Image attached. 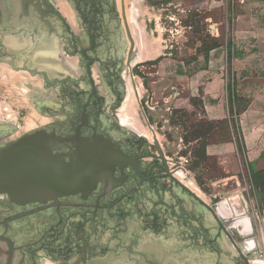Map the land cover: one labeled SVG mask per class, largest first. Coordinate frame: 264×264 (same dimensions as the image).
Masks as SVG:
<instances>
[{
    "label": "flooded vegetation",
    "instance_id": "af4514ba",
    "mask_svg": "<svg viewBox=\"0 0 264 264\" xmlns=\"http://www.w3.org/2000/svg\"><path fill=\"white\" fill-rule=\"evenodd\" d=\"M136 41L126 0H0V67L62 97L36 100L48 121L22 134L17 122L1 126L0 156L40 131L65 141L55 155L75 151L68 140L75 139L109 142L124 156L112 180L87 194L19 201L0 194V264H205L195 251L213 247L212 223L223 248L246 264L211 204L174 181L157 147L158 154L115 118L127 80L133 88Z\"/></svg>",
    "mask_w": 264,
    "mask_h": 264
},
{
    "label": "rangeland",
    "instance_id": "374dc122",
    "mask_svg": "<svg viewBox=\"0 0 264 264\" xmlns=\"http://www.w3.org/2000/svg\"><path fill=\"white\" fill-rule=\"evenodd\" d=\"M126 5L138 43L126 113L146 134L139 137L157 154L159 143L171 170L211 206L244 188L246 196H257L250 184L239 122L252 95L243 92L235 62L252 59L257 42L264 45V0H126ZM216 43L221 46L209 54L207 63ZM0 69V127L17 122L22 134L48 121L31 100L50 95L51 101H62V97L54 100L56 94L39 92L37 78L17 73L8 64ZM118 115L121 128L135 132ZM237 153L243 169L237 166ZM211 240L213 247H198L195 257L205 264H240L224 251L214 226ZM184 254L185 260L193 257Z\"/></svg>",
    "mask_w": 264,
    "mask_h": 264
},
{
    "label": "water",
    "instance_id": "95a60500",
    "mask_svg": "<svg viewBox=\"0 0 264 264\" xmlns=\"http://www.w3.org/2000/svg\"><path fill=\"white\" fill-rule=\"evenodd\" d=\"M68 140L75 148V151L68 155H55L54 151L59 150L60 144L65 141L55 133L48 135L43 131L37 132L34 137L26 136L17 145L12 146L0 156V194L6 193L16 201L41 197L55 199L78 192L87 194L99 182L112 180L116 165L124 160L118 146L103 140L93 143ZM156 147L163 161L167 163L157 142ZM67 157L69 162L65 160ZM172 178L186 187L177 178ZM194 195L201 201L197 194ZM218 205L219 203L210 208L212 218L221 224L245 263L264 264V245H261L255 232L242 237L241 240H235L228 228L237 220L221 219ZM212 226L215 224L212 223ZM224 250L230 251L227 247H224Z\"/></svg>",
    "mask_w": 264,
    "mask_h": 264
},
{
    "label": "crops",
    "instance_id": "0c3cea01",
    "mask_svg": "<svg viewBox=\"0 0 264 264\" xmlns=\"http://www.w3.org/2000/svg\"><path fill=\"white\" fill-rule=\"evenodd\" d=\"M257 50L252 59H236L235 72L241 74L243 92H250L251 101L240 115L241 141L244 148L245 162L249 172L264 170V45L256 43ZM253 60V61H252ZM251 61V62H250ZM240 65V69H237ZM246 89V90H244ZM237 166L244 168L243 158L237 153ZM240 171V170H238ZM246 189L237 190L235 194L226 195L219 201L218 214L221 219L236 221L228 228L236 239L249 236L255 232L261 245H264V193L246 196Z\"/></svg>",
    "mask_w": 264,
    "mask_h": 264
},
{
    "label": "bare ground",
    "instance_id": "6f19581e",
    "mask_svg": "<svg viewBox=\"0 0 264 264\" xmlns=\"http://www.w3.org/2000/svg\"><path fill=\"white\" fill-rule=\"evenodd\" d=\"M140 48V47H139ZM146 51V50H145ZM139 56V55H138ZM151 57H155V56H151ZM70 64V62H66V65L68 66ZM1 70V69H0ZM22 77V76H21ZM14 90V89H13ZM48 96V95H47ZM46 97V96H45ZM31 98V97H30ZM131 99H132V88H131V86H130V84H129V81L127 80V96H126V99H125V102L123 103V106H122V108L119 110V115H118V118L120 119V122H122L123 124H125V125H130V127L135 131V132H137V133H139V134H141L142 136H144V137H146V134H144L143 132H141L140 131V129L138 128V126H136V124L134 123V121L130 118V117H128L127 116V107L129 106V104H130V102H131ZM32 102H33V104L35 103V101L36 100H31ZM32 104V105H33ZM20 108V107H19ZM30 109V108H29ZM30 110H32V109H30ZM29 110V111H30ZM32 112V111H31ZM30 115V114H29ZM13 117V116H12ZM17 118V117H16ZM32 119V118H31ZM47 120V119H46ZM28 121H29V119H28ZM27 122V121H26ZM31 122H33V121H31ZM30 122V123H31ZM47 122V121H46ZM29 123V122H28ZM27 123V124H28ZM38 124V123H37ZM31 125V124H30ZM33 125V124H32ZM33 126H35V125H33ZM37 126V125H36ZM25 130H27V129H25ZM25 132V131H24ZM147 132V131H146ZM151 132V131H150ZM148 133V132H147ZM173 177V176H172ZM176 177H177V179H179L181 182H184L183 180H182V176L181 177H179L178 175H176ZM186 184V183H185ZM187 185V184H186ZM188 187H189V185H187ZM192 187V186H191ZM190 187V188H191ZM192 189V188H191ZM195 190V189H194ZM193 190V191H194ZM199 195V194H198ZM201 197V196H200ZM202 200V199H201ZM244 247H245V245H244ZM258 264V263H257Z\"/></svg>",
    "mask_w": 264,
    "mask_h": 264
},
{
    "label": "trees",
    "instance_id": "16d2710c",
    "mask_svg": "<svg viewBox=\"0 0 264 264\" xmlns=\"http://www.w3.org/2000/svg\"><path fill=\"white\" fill-rule=\"evenodd\" d=\"M221 45L219 44H215L213 47L210 48V51L207 55V63H208V59H209V54L216 48L220 47ZM228 47V60L229 63H232V59H233V55L231 54V44L229 43L227 45ZM230 91V88H229ZM231 92V91H230ZM232 95V92H231ZM250 184L252 186V188L254 189V191H256L258 194L264 193V170L260 171V172H250Z\"/></svg>",
    "mask_w": 264,
    "mask_h": 264
}]
</instances>
